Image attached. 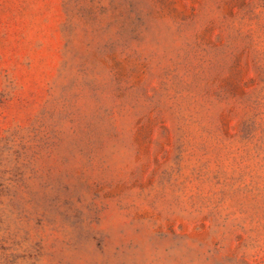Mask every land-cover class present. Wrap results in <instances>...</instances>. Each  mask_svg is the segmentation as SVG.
<instances>
[{
    "label": "rangeland",
    "instance_id": "obj_1",
    "mask_svg": "<svg viewBox=\"0 0 264 264\" xmlns=\"http://www.w3.org/2000/svg\"><path fill=\"white\" fill-rule=\"evenodd\" d=\"M0 264H264V0H0Z\"/></svg>",
    "mask_w": 264,
    "mask_h": 264
}]
</instances>
